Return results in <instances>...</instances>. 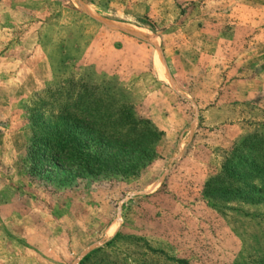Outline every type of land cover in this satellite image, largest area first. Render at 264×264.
<instances>
[{
  "label": "rangeland",
  "instance_id": "1",
  "mask_svg": "<svg viewBox=\"0 0 264 264\" xmlns=\"http://www.w3.org/2000/svg\"><path fill=\"white\" fill-rule=\"evenodd\" d=\"M78 99L161 134L103 145L138 129L81 127ZM97 248L83 264L264 252V0H0V264Z\"/></svg>",
  "mask_w": 264,
  "mask_h": 264
},
{
  "label": "trees",
  "instance_id": "2",
  "mask_svg": "<svg viewBox=\"0 0 264 264\" xmlns=\"http://www.w3.org/2000/svg\"><path fill=\"white\" fill-rule=\"evenodd\" d=\"M91 102H87L83 99H78L75 102V106L81 113H76L77 117V125L81 127H94L95 125H98L97 120L99 118V115H103L100 119L105 120L106 123H118L121 127L124 128L128 125H134L138 129V133L135 135H130L128 130H119V129H108L107 127H103L102 134L104 136L103 138V145H115L121 144V145H154V140H150V138L153 136H157L161 134V131H157V129L147 124V121H143L141 118L138 120H132L128 117L120 116L118 118H114L115 116H112L111 113H103V111L100 110V107H89ZM128 108V107H126ZM112 121V122H111ZM100 250V248L94 249L91 252H89L79 264H83V261H87L92 253H96ZM177 263H183V264H189L186 260H176ZM245 262V264H264V252L261 253L257 259L251 260Z\"/></svg>",
  "mask_w": 264,
  "mask_h": 264
}]
</instances>
